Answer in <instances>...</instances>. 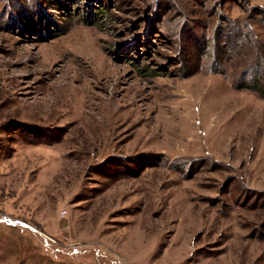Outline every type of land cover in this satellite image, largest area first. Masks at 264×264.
Wrapping results in <instances>:
<instances>
[{
	"label": "rangeland",
	"instance_id": "rangeland-1",
	"mask_svg": "<svg viewBox=\"0 0 264 264\" xmlns=\"http://www.w3.org/2000/svg\"><path fill=\"white\" fill-rule=\"evenodd\" d=\"M253 76L264 0H0V264H264Z\"/></svg>",
	"mask_w": 264,
	"mask_h": 264
},
{
	"label": "trees",
	"instance_id": "trees-1",
	"mask_svg": "<svg viewBox=\"0 0 264 264\" xmlns=\"http://www.w3.org/2000/svg\"><path fill=\"white\" fill-rule=\"evenodd\" d=\"M99 11H101L102 12V10H100V9H98ZM49 21V20H48ZM49 24H52V22L51 21H49L48 22ZM50 28V27H49ZM43 30H45V33H44V35L45 34H47V33H49L50 31H52L51 29H48V28H45V29H43ZM258 67V66H257ZM250 70V69H249ZM253 78H254V82H255V85L253 84V85H250V83H246V80H245V85H241V86H249V87H251V88H255L256 90H258L261 94H263L264 95V84H262V83H259V81H258V78L256 77V76H253ZM242 83V82H241Z\"/></svg>",
	"mask_w": 264,
	"mask_h": 264
}]
</instances>
